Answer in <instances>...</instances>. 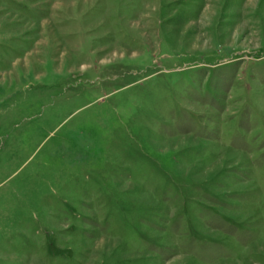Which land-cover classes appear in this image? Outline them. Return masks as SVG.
Here are the masks:
<instances>
[{"label": "rangeland", "instance_id": "374dc122", "mask_svg": "<svg viewBox=\"0 0 264 264\" xmlns=\"http://www.w3.org/2000/svg\"><path fill=\"white\" fill-rule=\"evenodd\" d=\"M0 264H264V0H0Z\"/></svg>", "mask_w": 264, "mask_h": 264}]
</instances>
